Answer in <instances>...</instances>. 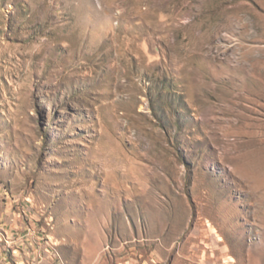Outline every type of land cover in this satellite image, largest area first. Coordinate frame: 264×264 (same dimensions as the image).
<instances>
[{
	"label": "rangeland",
	"instance_id": "rangeland-1",
	"mask_svg": "<svg viewBox=\"0 0 264 264\" xmlns=\"http://www.w3.org/2000/svg\"><path fill=\"white\" fill-rule=\"evenodd\" d=\"M0 264H264V0H0Z\"/></svg>",
	"mask_w": 264,
	"mask_h": 264
}]
</instances>
